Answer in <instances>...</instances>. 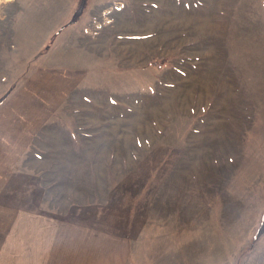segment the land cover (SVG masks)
<instances>
[{
	"label": "rangeland",
	"instance_id": "obj_1",
	"mask_svg": "<svg viewBox=\"0 0 264 264\" xmlns=\"http://www.w3.org/2000/svg\"><path fill=\"white\" fill-rule=\"evenodd\" d=\"M73 4L0 1V264H264V0Z\"/></svg>",
	"mask_w": 264,
	"mask_h": 264
},
{
	"label": "crops",
	"instance_id": "obj_2",
	"mask_svg": "<svg viewBox=\"0 0 264 264\" xmlns=\"http://www.w3.org/2000/svg\"><path fill=\"white\" fill-rule=\"evenodd\" d=\"M77 2L78 0L76 1L74 0V4H73L74 8ZM91 3H92V0L90 1L88 7L86 8L82 16L89 10V7H91ZM70 12H71L70 10L67 11V16L70 15ZM92 239L94 241H92ZM80 240L81 241H79V239H76L72 246L77 247L81 243L80 246L83 247L82 252H78L76 254H73V253L68 254L67 250H63V252L60 253L59 255L58 254L57 255L56 254H53V255L46 254V256H50L48 257L50 260L47 261V264L48 262L50 264H59L58 261L60 259H61L62 264H119L121 263V260L123 261V258L119 257L120 253L116 254L115 252H113V254H110L111 252L110 248L121 247L120 245L117 244L119 239L110 238V235H107L106 233H104V235H102V238H99L97 240L94 239L93 234H92V238L91 237L87 238V242L83 240V237ZM94 242L96 244H94ZM97 244H98V248H97ZM90 251L92 253L94 252L96 253L90 254L89 253Z\"/></svg>",
	"mask_w": 264,
	"mask_h": 264
},
{
	"label": "trees",
	"instance_id": "obj_3",
	"mask_svg": "<svg viewBox=\"0 0 264 264\" xmlns=\"http://www.w3.org/2000/svg\"><path fill=\"white\" fill-rule=\"evenodd\" d=\"M90 0H78L72 14L71 17L69 18V20L64 24V26L66 25H72L74 23H76L78 21V19L80 18V16L85 12L86 8L89 5ZM264 232V214L262 217V222L260 227L258 228L257 231V236H259V234H262Z\"/></svg>",
	"mask_w": 264,
	"mask_h": 264
},
{
	"label": "bare ground",
	"instance_id": "obj_4",
	"mask_svg": "<svg viewBox=\"0 0 264 264\" xmlns=\"http://www.w3.org/2000/svg\"><path fill=\"white\" fill-rule=\"evenodd\" d=\"M0 1H2V0H0ZM5 1V0H4Z\"/></svg>",
	"mask_w": 264,
	"mask_h": 264
}]
</instances>
